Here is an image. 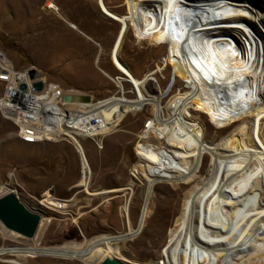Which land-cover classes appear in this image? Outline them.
<instances>
[{
	"label": "bare ground",
	"instance_id": "6f19581e",
	"mask_svg": "<svg viewBox=\"0 0 264 264\" xmlns=\"http://www.w3.org/2000/svg\"><path fill=\"white\" fill-rule=\"evenodd\" d=\"M123 1L126 12L119 14L112 11L104 0H97L105 17L119 25L108 54L113 67L122 75L116 76L114 82L128 81L135 91L134 99L123 96L101 102L109 124L104 131L108 133L105 137L112 134L113 128L115 133L122 131L119 127L127 116L142 112L146 105L154 107L155 116L151 126L145 128L141 137L139 135L142 140L136 146L139 160L134 168L143 175L144 208L137 226L129 227L125 234H141L152 210L156 215L161 209L153 199L159 182L175 186L192 182L202 168L204 156L209 154L208 176L199 180L186 194L183 209L170 230V245L165 257L140 264H221L228 255L231 257L225 260L227 264H253L257 261L256 256L264 258V250L256 254L246 251L252 249L249 248L252 245L257 246L254 250L264 249V237L260 236L261 229L254 231H258V235L247 236L249 230L243 231L239 226L261 227L264 224V40L260 34L264 32V0H206L190 15H181L173 25L170 22L172 0ZM177 3L186 9L184 2L177 0ZM49 6L59 12L57 5L50 2ZM144 6L148 8L145 10ZM201 17L203 19L199 20ZM70 26L77 30L75 25ZM130 29L139 42L148 41L153 45L169 33L180 32L186 41L183 59L193 65L202 77L197 89L173 94L164 105L165 114L160 112L164 93L152 84L154 76L137 78L120 59L122 45ZM0 54L5 53L0 50ZM194 104H199L196 111L209 113L220 130L231 129L235 119L244 118L218 144L213 143L205 139L204 127L189 111ZM18 136L23 142H30L25 135ZM81 151H84L82 147ZM89 183L85 175L79 186L88 187ZM0 189L8 191L10 186L2 185ZM125 190L133 195L135 185L103 193ZM47 202L59 209L67 206L65 201ZM40 217L38 233L55 220V217L45 214ZM9 233L21 237L12 231ZM125 234L98 235L85 242H67L56 247L42 246L38 242L26 247L8 246L0 248V260L12 256L18 260L8 262L28 264V258L32 260L42 256L99 264L105 258H115L129 264L136 261L124 255L119 247L124 242L119 237ZM244 235L249 239L255 238L252 241H260L252 244L247 238L242 240Z\"/></svg>",
	"mask_w": 264,
	"mask_h": 264
},
{
	"label": "rangeland",
	"instance_id": "374dc122",
	"mask_svg": "<svg viewBox=\"0 0 264 264\" xmlns=\"http://www.w3.org/2000/svg\"><path fill=\"white\" fill-rule=\"evenodd\" d=\"M104 1L112 11L119 14L126 12L123 0ZM181 1L187 5L186 9L180 8L177 0H172V25L181 15H190L206 2ZM50 2L57 5L59 12L50 8ZM70 24L75 25L77 30L72 29ZM118 30L119 25L100 11L97 0H0V50L8 54L15 66L25 69L35 65L48 79L58 82L65 89L75 88L88 95L92 93L96 98H107L114 91L111 81L120 75L108 55ZM260 34L264 40V32ZM185 46L186 41L180 32L169 33L153 45L148 41L139 42L131 29L122 45L121 61L137 78L154 76L155 83L152 84L162 89V114L166 113V103L173 94L193 91L202 82L195 67L183 59ZM128 84L131 91L125 97L134 99L135 91L132 84ZM198 106L191 105L189 111L204 127L205 139L213 143L218 144L244 118L235 119L231 129L220 130L209 113L196 111ZM151 107L149 104L142 112L129 114L119 127L122 131L115 133L114 128L113 131L111 129L112 134L105 138L103 149L98 150L89 140L83 142L85 149L82 146L84 151L81 152L85 158L82 157L90 168V174L86 173L90 182L88 187L79 186L84 176L81 175L80 157L71 142H23L16 135L14 124L0 116V186H10L8 191L13 190L31 211L40 216L55 217L39 233L37 231L35 240L11 235L0 223V248L26 247L37 242L42 246H63L67 242H85L98 235H121L127 233L129 227L135 228L144 208L143 175H139L134 168L139 160L136 146L142 140L140 137L145 128L155 120L154 107L153 110ZM210 160V155L206 154L200 172L190 183L175 186L159 182L155 186L153 199L161 209L156 215L152 210L141 234L119 246L124 255L137 262L129 264L163 260L170 245V230L183 209L185 196L199 180L208 176ZM129 184L135 185L133 195L127 190L103 193ZM0 190V195L8 193ZM87 190L99 194L91 195ZM48 200L65 201L67 206L59 209ZM239 228L249 230L247 236L258 235L261 229L260 236L264 237V224L261 227L243 224ZM247 236L244 235L242 240ZM247 239L252 244L260 241ZM252 246L246 252L256 254L264 250H254L257 246ZM230 257L223 258L221 264H227L225 260ZM259 258L256 256L257 261L253 264H264V258ZM11 260L18 259L5 256L0 264H12L8 262ZM28 260V264H84L78 260L42 256Z\"/></svg>",
	"mask_w": 264,
	"mask_h": 264
},
{
	"label": "built area",
	"instance_id": "2783aa9c",
	"mask_svg": "<svg viewBox=\"0 0 264 264\" xmlns=\"http://www.w3.org/2000/svg\"><path fill=\"white\" fill-rule=\"evenodd\" d=\"M30 71L38 72L39 76L31 78ZM39 82L43 84L41 90L34 87ZM111 83L114 91L108 99L96 98L90 93V103L64 102L65 95L82 96L86 93L75 88L65 89L58 82L48 79L35 65L17 68L5 52L0 54V116L14 124L16 135H25L26 140L35 141V144L75 143L72 146L80 157L81 175L85 176L90 173V168L82 157L83 142L89 140L101 150L108 134L104 132L109 124L102 112L104 107L101 102L126 96L131 91L130 84L126 82ZM167 160L171 161L170 158Z\"/></svg>",
	"mask_w": 264,
	"mask_h": 264
},
{
	"label": "water",
	"instance_id": "95a60500",
	"mask_svg": "<svg viewBox=\"0 0 264 264\" xmlns=\"http://www.w3.org/2000/svg\"><path fill=\"white\" fill-rule=\"evenodd\" d=\"M31 78H36L39 73L36 71H30ZM43 84L41 82L36 83L34 87L37 90L42 89ZM24 87V86H23ZM64 102H80V103H90L91 96H64ZM41 217L38 213L28 209L18 196L9 192L0 197V223L9 231H12L20 236L33 239L36 235L40 224ZM137 235L135 234H125L121 238V241L130 240ZM99 264H128L119 259L115 258H105Z\"/></svg>",
	"mask_w": 264,
	"mask_h": 264
}]
</instances>
